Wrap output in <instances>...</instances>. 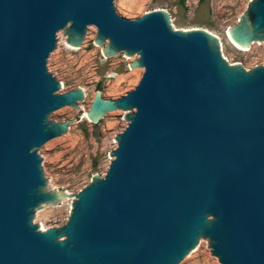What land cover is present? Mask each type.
Listing matches in <instances>:
<instances>
[{
	"label": "water",
	"instance_id": "95a60500",
	"mask_svg": "<svg viewBox=\"0 0 264 264\" xmlns=\"http://www.w3.org/2000/svg\"><path fill=\"white\" fill-rule=\"evenodd\" d=\"M88 25L103 56H136L143 73L118 98L96 89L85 113L127 111L105 174L48 189L38 148L82 118L48 115L85 93L57 92L46 62L58 30L78 48ZM227 32L242 48L264 41V0ZM67 199L64 224L32 222ZM199 238L221 264H264V65L229 63L217 35L161 8L128 19L113 0H0V264H178Z\"/></svg>",
	"mask_w": 264,
	"mask_h": 264
},
{
	"label": "rangeland",
	"instance_id": "374dc122",
	"mask_svg": "<svg viewBox=\"0 0 264 264\" xmlns=\"http://www.w3.org/2000/svg\"><path fill=\"white\" fill-rule=\"evenodd\" d=\"M249 0H113L118 15L134 19L152 9H164L175 28H203L219 37L222 55L229 63L240 62L246 69L264 65V41L253 42L249 48H239L226 36L227 28L235 24L246 9ZM96 28L88 25L80 47L66 42L60 29L56 32V47L49 54L47 69L61 83L59 93L81 87L85 93L79 101V110L63 106L48 117L55 122L82 117L70 125L67 132L51 138L38 148L46 188L77 192L90 181L91 175H104L113 159L110 152L116 147L114 137L127 121V111L107 113L97 124L82 114L89 108L94 91L101 89L103 96L118 98L138 83L143 68H128L136 56L119 53L105 57L93 39ZM69 200L57 204L43 203L35 209L33 223L45 228L64 224L70 212ZM178 264H221L209 250L207 238H199L196 247Z\"/></svg>",
	"mask_w": 264,
	"mask_h": 264
},
{
	"label": "bare ground",
	"instance_id": "6f19581e",
	"mask_svg": "<svg viewBox=\"0 0 264 264\" xmlns=\"http://www.w3.org/2000/svg\"><path fill=\"white\" fill-rule=\"evenodd\" d=\"M211 32V31H210ZM213 33V32H212ZM213 34H215V33H213ZM216 35V34H215ZM226 36H227V38H228V40H230V42H233L230 38H229V36H228V32L226 31ZM234 43V42H233ZM235 44V43H234ZM237 45V44H236ZM238 46V45H237ZM239 48H242V47H240V46H238ZM86 112H84L83 114H82V116L84 117L86 114H85ZM67 200H69V202L71 203V199H67ZM66 201V200H65ZM42 229H45V227H44V225L42 224Z\"/></svg>",
	"mask_w": 264,
	"mask_h": 264
}]
</instances>
